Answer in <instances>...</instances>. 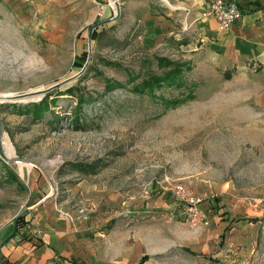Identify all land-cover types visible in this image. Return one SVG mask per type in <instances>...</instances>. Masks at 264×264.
I'll list each match as a JSON object with an SVG mask.
<instances>
[{"label": "rangeland", "instance_id": "obj_1", "mask_svg": "<svg viewBox=\"0 0 264 264\" xmlns=\"http://www.w3.org/2000/svg\"><path fill=\"white\" fill-rule=\"evenodd\" d=\"M97 8L95 0H0V95L80 72L90 27L111 17ZM103 26L82 76L54 88L42 115L32 108L45 96L0 100V226L26 224L27 208L48 196L79 228L83 262L125 264L148 243L168 247L175 225L203 228L170 217L180 182L220 216L227 211L231 264H264V30L239 47L228 34H193L152 49L121 23ZM155 56L182 72L136 93L172 68ZM106 79L124 86L106 92ZM72 85L93 97L80 124ZM175 98L185 102L170 104Z\"/></svg>", "mask_w": 264, "mask_h": 264}, {"label": "crops", "instance_id": "obj_2", "mask_svg": "<svg viewBox=\"0 0 264 264\" xmlns=\"http://www.w3.org/2000/svg\"><path fill=\"white\" fill-rule=\"evenodd\" d=\"M210 1L122 0L119 21L101 28L121 23L122 32L141 38L152 49L193 34H209L212 39L228 34L231 46L239 47L258 39V31L264 30V0H235L243 10V17L228 31L220 29L214 16H202ZM104 12L109 17L110 7ZM45 199L27 208L23 214L26 224L13 219L0 226V264H92L83 262L76 248L79 245L76 223L64 216L56 203ZM201 207L205 214L203 228L181 230L175 225L170 232L178 233V237L171 239L168 247L148 243L145 251L137 249L131 260L124 263L231 264L227 211L220 216L222 212L208 207L206 202Z\"/></svg>", "mask_w": 264, "mask_h": 264}, {"label": "built area", "instance_id": "obj_3", "mask_svg": "<svg viewBox=\"0 0 264 264\" xmlns=\"http://www.w3.org/2000/svg\"><path fill=\"white\" fill-rule=\"evenodd\" d=\"M95 1L98 5L97 17L105 18V5L110 7L111 17L117 15V5L121 3V0ZM204 10L205 16L216 18L220 29L223 31H228L235 22L243 17V10L235 0H211L206 4ZM172 189L177 206H175V211L173 210L170 217L180 219L182 222L194 227L201 226L205 221V214L201 209L202 199L193 190L180 182L175 183Z\"/></svg>", "mask_w": 264, "mask_h": 264}, {"label": "trees", "instance_id": "obj_4", "mask_svg": "<svg viewBox=\"0 0 264 264\" xmlns=\"http://www.w3.org/2000/svg\"><path fill=\"white\" fill-rule=\"evenodd\" d=\"M96 34H97V31H95L94 35H96ZM155 58H157L159 61V63H158L159 68L162 66L164 67L166 65L169 67L172 66V68L169 71H166V74L162 75L161 77L158 76L159 74H154V75H151V77L149 79L143 80L140 85H135V87L133 89L136 93H139V94H141V92H152L153 93L157 87L158 88L162 87L161 86L162 83L160 82V80L162 81V80H165L166 78H168V79L175 78L178 76L179 73L182 72V70L179 67L180 64H175L171 58L169 59L168 57H163V56H155ZM127 81L128 82L133 81L131 75H130L129 79H127ZM171 81L175 82V81H177V79L171 80ZM123 84L124 83H120L119 81L106 79L105 91L106 92H112V90H115L118 87L124 86ZM68 89L70 90V92H72V94H74L78 97V102H77L78 105L75 109V111L77 113H75V114L73 113V115L76 117V120L78 121L77 123L80 124L79 120L81 118H79L78 112L82 108L84 102L90 101L91 99H93V97L90 98V97H86L84 93H82V94L77 93V88L74 85L69 86ZM51 96H52V93H49L40 102H38L36 105L34 104V107L32 108L33 116L38 117V116L42 115V113H43L42 112V110H43L42 106H44V103H46L47 99L50 98ZM183 102H185V100H182L180 98H175L174 100L169 101L170 104H173L175 106L178 104H181ZM79 126H82V125H77V128H79ZM147 257L148 256L143 257L141 261L143 262V260H145ZM140 264H141V262H140Z\"/></svg>", "mask_w": 264, "mask_h": 264}, {"label": "water", "instance_id": "obj_5", "mask_svg": "<svg viewBox=\"0 0 264 264\" xmlns=\"http://www.w3.org/2000/svg\"><path fill=\"white\" fill-rule=\"evenodd\" d=\"M121 5L118 4L117 5V15L110 17L108 19H104L101 21H98L97 23H95L94 25H92L90 28V33H89V40L88 42L90 43V54L88 56V62L86 63V65L81 69L80 72H78L76 75H73L71 77H68L66 80L57 83V84H53L51 87H48L46 89H42V90H38V91H31V92H24L23 94H13V95H0V100L1 101H14V102H23V101H38L41 100L44 96H46L48 93H50L54 88L60 87L61 85L66 84L67 82L77 79L78 77L82 76L83 71L87 68L90 60H91V49H92V38H93V34L95 32V29H97V27L102 26V25H106L108 23H110V21H115L121 18ZM18 159H12L10 158L9 161H15ZM18 227H16L17 230Z\"/></svg>", "mask_w": 264, "mask_h": 264}]
</instances>
